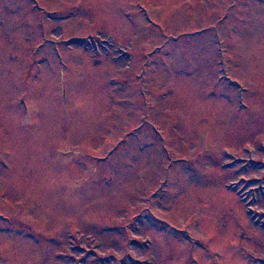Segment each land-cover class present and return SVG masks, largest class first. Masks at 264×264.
<instances>
[{
	"label": "rangeland",
	"instance_id": "1",
	"mask_svg": "<svg viewBox=\"0 0 264 264\" xmlns=\"http://www.w3.org/2000/svg\"><path fill=\"white\" fill-rule=\"evenodd\" d=\"M0 264H264V0H0Z\"/></svg>",
	"mask_w": 264,
	"mask_h": 264
}]
</instances>
